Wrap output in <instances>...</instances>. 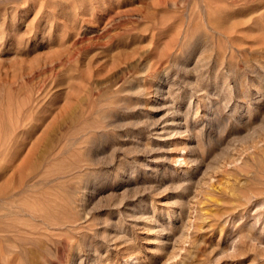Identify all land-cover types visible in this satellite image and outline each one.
Masks as SVG:
<instances>
[{
	"label": "rangeland",
	"instance_id": "1",
	"mask_svg": "<svg viewBox=\"0 0 264 264\" xmlns=\"http://www.w3.org/2000/svg\"><path fill=\"white\" fill-rule=\"evenodd\" d=\"M0 205V264H264V0H0Z\"/></svg>",
	"mask_w": 264,
	"mask_h": 264
},
{
	"label": "bare ground",
	"instance_id": "2",
	"mask_svg": "<svg viewBox=\"0 0 264 264\" xmlns=\"http://www.w3.org/2000/svg\"><path fill=\"white\" fill-rule=\"evenodd\" d=\"M1 205H0V220H1V222L4 221L7 224L5 226H7L8 229H1L0 228V233L1 232H7L6 235L11 234V233H18V234L23 233L26 235V237H25L26 239L25 238H21V239L14 238V241L16 240V241H22V242H35L38 240V237H36V236L41 237V235H43V234H40V235L37 234V232H36L37 226L26 225L25 228L20 227V226L16 227V225H14L9 219V216L12 217V215L7 211V209L5 207H1ZM19 212H20V210H19ZM19 212H18V214H19ZM43 229L46 230V228H43ZM5 253L8 256H12L14 254V250L11 247H8L5 251Z\"/></svg>",
	"mask_w": 264,
	"mask_h": 264
}]
</instances>
